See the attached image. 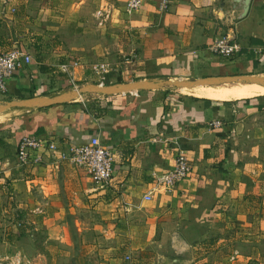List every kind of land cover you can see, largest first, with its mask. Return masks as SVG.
<instances>
[{
  "label": "crops",
  "instance_id": "1",
  "mask_svg": "<svg viewBox=\"0 0 264 264\" xmlns=\"http://www.w3.org/2000/svg\"><path fill=\"white\" fill-rule=\"evenodd\" d=\"M127 2L0 0V50L24 46L32 57L11 79L8 96H49L95 83L84 78L100 61L112 66L105 85L264 75V0H253L249 15L232 24L217 12V0H170L165 11L148 0L134 13ZM225 34L243 46L230 58L209 50ZM75 60L81 65L71 77L61 65ZM252 86H166L0 111V123L28 114L0 127V210L9 211L10 200L30 216L11 228L0 222L2 238L21 245L0 264H206L211 246V264H263L264 91L237 94ZM214 120L222 126L209 127ZM94 134L114 153L106 186L57 151L44 150L40 162H18L24 136L54 137L61 150ZM179 150L194 168L165 190L156 175L173 167ZM94 212L108 223L106 248L98 253Z\"/></svg>",
  "mask_w": 264,
  "mask_h": 264
},
{
  "label": "built area",
  "instance_id": "2",
  "mask_svg": "<svg viewBox=\"0 0 264 264\" xmlns=\"http://www.w3.org/2000/svg\"><path fill=\"white\" fill-rule=\"evenodd\" d=\"M148 0H128L126 8L128 13H134L140 10ZM157 3L159 11H165L170 0H153ZM242 44L229 34L216 37L209 46V50L223 57L230 58L236 53L241 52ZM262 53V49L256 50ZM32 60L31 55L24 46H15L10 50H0V95L8 96L10 93V81L17 70L23 64H29ZM81 65L79 61H71L61 65L64 72H69L73 77V67ZM92 73L97 78L92 81L97 84H106L112 72V66L108 61L96 62L92 68ZM80 87L75 84L73 88ZM221 120H214L209 124L211 128L222 126ZM59 140L47 139L42 136H24L21 138L17 158L21 165H25L33 159L40 162L43 159L44 150L57 151L62 160L68 161L72 166L85 170L92 181L99 186L108 185L114 176V153L106 144L102 142L100 134H94L87 142L69 143L65 149H59ZM193 163L189 155L181 150L175 157L173 167L157 176L158 185L171 190L173 187L183 181L193 170Z\"/></svg>",
  "mask_w": 264,
  "mask_h": 264
},
{
  "label": "water",
  "instance_id": "3",
  "mask_svg": "<svg viewBox=\"0 0 264 264\" xmlns=\"http://www.w3.org/2000/svg\"><path fill=\"white\" fill-rule=\"evenodd\" d=\"M253 0H217V12L226 16L228 23L245 19L251 10ZM256 74H232L215 75L196 79H177L155 81H132L119 83L115 85L87 84L78 88H71L54 95L30 97L22 99H13L9 101H0V111L10 108H20L24 111H31L42 107H49L57 104L74 102L87 94L109 95L118 93L134 92L139 90L162 88L172 86L175 89L184 86H195L199 84L216 85L222 83H251L258 81L264 84V78L255 77Z\"/></svg>",
  "mask_w": 264,
  "mask_h": 264
},
{
  "label": "rangeland",
  "instance_id": "4",
  "mask_svg": "<svg viewBox=\"0 0 264 264\" xmlns=\"http://www.w3.org/2000/svg\"><path fill=\"white\" fill-rule=\"evenodd\" d=\"M96 78L97 77L95 75L89 74L84 79H96ZM120 78L121 77L112 78V79H120ZM173 90H176V89H173ZM177 92L182 93L179 90H177ZM184 95H187V94H184ZM91 96H94V95H90L89 94V97H91ZM83 97H86V96L84 95ZM9 100H13L12 96H10V95L9 96L0 95V101H9ZM80 100H81V98H80ZM27 115L28 114L26 112H23L22 114H19V115H15L12 118H10L9 120H7V121H5L3 123H0V127L2 125L10 124L11 122L15 121L16 119H19V118H22V117H26ZM8 208H9L8 209L9 211L0 210V222L5 223V225H6L5 227L6 228H9V227L11 228L13 226V224H16L15 222H17L18 219L24 220V221H26V219H30V216H29L28 213H22V216L20 218H18L17 217L18 216V214H17L18 212H17V210L15 211L14 206H12V204H10V200L8 201ZM99 214H100L99 212H94L93 216L91 217V221L93 223L96 222L95 225H94L95 226V230H93V234L95 232V234L93 235V237H95V242H93V244H95V245L101 244L102 245V246L101 245L97 246V247H99L98 250H100V251H97L96 253L101 252L102 249L106 248V243L102 241V237H107L105 230H106V225L108 223L107 224L102 223V219H101ZM228 216H229V213L227 214V219H231L232 218V217L229 218ZM69 218L71 219V217H69ZM32 219H34V218H32ZM2 237L5 238V236H4V227L0 228V238H2ZM3 238L0 239V258H1V256L4 258L6 252H8L9 249H11V251H14V253L18 252L17 248L21 247L19 242H17L16 244H14L11 247L10 243H7L8 241H5V239H3ZM98 238H100L102 242H98ZM238 246L241 247V250H243V251H248L249 250L248 247L243 246L241 244L237 245V247ZM212 252H213V246H211L210 251H208L210 257H209V261L206 264H211L212 263V261H213ZM6 262H10V260H2V259H0V263H6ZM239 262L241 263V261H239ZM228 263H232V262H228ZM258 263L259 262L254 261V264H258ZM15 264H17V262ZM44 264H51V260L44 261ZM263 264H264V262H263Z\"/></svg>",
  "mask_w": 264,
  "mask_h": 264
},
{
  "label": "bare ground",
  "instance_id": "5",
  "mask_svg": "<svg viewBox=\"0 0 264 264\" xmlns=\"http://www.w3.org/2000/svg\"><path fill=\"white\" fill-rule=\"evenodd\" d=\"M264 78V75L263 76H257V78ZM251 84L253 85L250 89H245V88H239L238 90H237V94H240V93H250L251 91H253V90H256V91H264V84L263 83H260V82H258V81H253V82H251ZM215 86V85H214ZM193 87V86H192ZM199 88V87H198ZM197 89V88H196ZM197 90H199V89H197ZM235 90V89H234ZM204 93V92H203ZM206 93V92H205ZM232 93H234V92H232ZM232 95V94H231ZM222 96V95H221ZM226 96V95H225ZM228 96V95H227ZM17 110V109H16ZM15 111V110H14ZM2 112V111H1ZM5 112H7V111H5ZM10 112V111H9ZM8 112V113H9ZM16 112H18V111H16ZM19 113V112H18ZM4 114V113H3ZM0 115H1V113H0Z\"/></svg>",
  "mask_w": 264,
  "mask_h": 264
},
{
  "label": "trees",
  "instance_id": "6",
  "mask_svg": "<svg viewBox=\"0 0 264 264\" xmlns=\"http://www.w3.org/2000/svg\"><path fill=\"white\" fill-rule=\"evenodd\" d=\"M253 41H254V43H256V44H261V42H262L261 40H258V39H255V38L253 39ZM254 64L257 66L258 62L255 61ZM263 97H264V96H263ZM255 98H256V97H255ZM252 99H253V98H251V99H244V101H245V102H250ZM20 140H21V139H20ZM19 142H20V141H19ZM17 214H18V216H17L18 218H20V217L22 216V212H20V211H18Z\"/></svg>",
  "mask_w": 264,
  "mask_h": 264
}]
</instances>
